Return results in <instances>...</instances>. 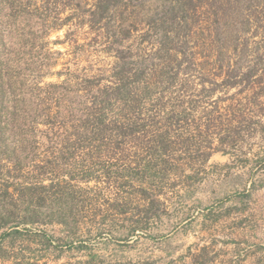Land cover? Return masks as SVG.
<instances>
[{"label": "rangeland", "instance_id": "374dc122", "mask_svg": "<svg viewBox=\"0 0 264 264\" xmlns=\"http://www.w3.org/2000/svg\"><path fill=\"white\" fill-rule=\"evenodd\" d=\"M93 3L39 1L5 50L29 80L26 126L47 112L44 91L72 126L120 82L108 117L123 134L56 145L39 125L5 138L21 179L48 186L53 168L69 183L39 189L40 221L0 230V264H264V0H121L91 21ZM154 156L167 167L151 169Z\"/></svg>", "mask_w": 264, "mask_h": 264}, {"label": "trees", "instance_id": "16d2710c", "mask_svg": "<svg viewBox=\"0 0 264 264\" xmlns=\"http://www.w3.org/2000/svg\"><path fill=\"white\" fill-rule=\"evenodd\" d=\"M23 1L25 0H0V230H3L2 237L18 233V226L20 225L40 221L38 215L44 196L39 189H44L48 186L52 187L54 184L60 186L62 183H69L64 178L63 173L56 172V175L54 173L55 171L53 172V168L47 171L50 179L48 186L43 183V179L33 181L21 179L20 172L26 168V165L23 163V158L17 153V149L9 146L5 138H25V134L39 125L44 127L40 130V137L48 138L51 142H55L56 145L61 141H69V138L74 137L105 140L108 138H117L123 134V125L120 118L108 117L109 112L113 111V108L121 102V98L124 96V90L120 82H117L116 87L107 86L100 90V95L96 96V100H93L94 102L88 100L87 102L91 104H86L85 114L79 119L83 120V123L72 126L66 124L68 116L66 117L64 114V110L61 108L55 92L50 90L47 92L44 91L45 95L42 101L43 104L46 103L48 105L47 112L40 116L39 121L30 122L32 126L29 121V127L26 126L29 114H27V110L24 108L26 104V91H24V86L29 80L21 79L20 71H18L17 76V73L14 72L16 70L11 69V62L14 61L9 58V53H6L5 49L8 44H14V38L26 36L24 32H19L20 29L17 26L23 22L22 19L30 16L38 17L41 8L39 1L44 6L45 2L50 0H28L29 4L27 6ZM120 1L94 0L92 7L89 9L92 17L91 21L93 19L95 20L96 15L98 16V20H101L105 14L115 10ZM24 14L26 15L25 17L23 16ZM59 14L60 11L56 12L52 18L57 21L60 20ZM5 23L7 24L6 27ZM61 24L63 22L57 23L58 26ZM50 29H48V32ZM14 31L18 32L14 33ZM5 37H10V39L7 41ZM8 59L11 60L9 61ZM47 65L51 67L52 64L47 63L45 66ZM40 79L36 80V86H40L39 88L44 90V87L39 85L41 82ZM233 83L235 82H231L229 85H233ZM53 85L48 84L47 86L50 87ZM70 127L73 129L72 132L69 130ZM129 127H132V125H129ZM169 132V129L165 126L157 127L155 130H152L151 138H160L156 142L161 143L163 138H170ZM47 157L49 156L38 158L36 161L39 164L41 162H49V160H46ZM158 166L162 170L163 168L165 169L167 167V158L154 156L151 159V169L158 171ZM143 168L148 169L149 167L145 164ZM81 172L84 173L85 177L91 175L89 174L90 170L88 168H83ZM4 198L5 201L1 200ZM23 203L26 204L25 207L22 205ZM22 212L25 213L24 216H20ZM2 248L1 242V260L3 255ZM2 262H6L5 258H3ZM17 264H37V262L26 260Z\"/></svg>", "mask_w": 264, "mask_h": 264}]
</instances>
